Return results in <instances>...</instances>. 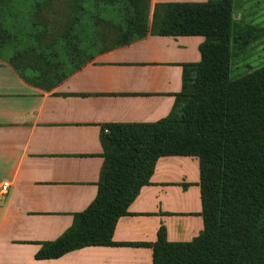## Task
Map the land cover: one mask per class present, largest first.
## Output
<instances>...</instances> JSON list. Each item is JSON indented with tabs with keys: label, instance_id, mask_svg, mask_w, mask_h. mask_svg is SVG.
<instances>
[{
	"label": "trees",
	"instance_id": "trees-1",
	"mask_svg": "<svg viewBox=\"0 0 264 264\" xmlns=\"http://www.w3.org/2000/svg\"><path fill=\"white\" fill-rule=\"evenodd\" d=\"M66 1L62 9L67 15L63 20L60 14V30L51 33L53 41L56 36L71 37L77 25L87 31L91 21L93 32L103 41L109 33L101 27L110 24L103 13L110 7L118 11L123 26V31L113 30L114 42L125 38L118 46L149 33L199 35L204 40L199 44L200 60L183 64L182 88L174 94L168 115L154 122L102 125L103 163L94 200L73 215L62 236L41 242L35 257L55 258L88 245L115 244V224L128 214L140 188L150 184L157 159L175 155L198 159L203 228L190 241L169 242L160 227L156 241L148 244L152 264H264V64L251 68L247 62L258 52L256 43L264 39V26L236 20L233 0L156 3L152 12L150 0ZM17 2L33 25L43 28L36 38L49 35L46 12L56 14L55 0ZM8 4L0 0V57L26 82L41 87L23 72L42 62L36 49L26 48L11 57L4 51V41H18L23 27L19 22L12 34L2 27ZM244 64L249 70L232 76L234 66ZM82 66L41 88L51 89Z\"/></svg>",
	"mask_w": 264,
	"mask_h": 264
},
{
	"label": "crops",
	"instance_id": "crops-1",
	"mask_svg": "<svg viewBox=\"0 0 264 264\" xmlns=\"http://www.w3.org/2000/svg\"><path fill=\"white\" fill-rule=\"evenodd\" d=\"M207 0H150L156 3ZM234 18L264 26V0H233ZM263 17V18H260ZM202 36L147 34L107 50L49 90L26 82L0 57V264H152L164 227L169 242L203 228L199 163L162 156L150 184L118 218L113 245H88L36 258L41 242L72 225L97 194L103 163L100 130L113 122H154L182 88L183 64L200 60ZM136 243V244H129Z\"/></svg>",
	"mask_w": 264,
	"mask_h": 264
},
{
	"label": "rangeland",
	"instance_id": "rangeland-1",
	"mask_svg": "<svg viewBox=\"0 0 264 264\" xmlns=\"http://www.w3.org/2000/svg\"><path fill=\"white\" fill-rule=\"evenodd\" d=\"M18 0H8L9 4L6 6L3 13V25L7 32L11 34L16 32V28L19 27L18 23L21 22L23 24L22 30L17 34L19 40L17 41H9L4 43L6 44L5 50L6 56L11 57L15 54V52L23 51L26 48H34L37 50L39 55L42 58V62L38 65V67H29L23 70L30 78L39 83L41 87H48L53 82L60 80V78H64L66 73L71 72L72 69L77 68L78 66L85 65L91 61H93L97 55L107 51L110 48L123 44L124 39H117L116 42L113 41L115 38V31L113 30H121L123 31V26L121 19L118 16V11L113 7H110L106 14L103 13V18L107 19L110 24L106 26H102L101 30H107L108 36L105 35L103 37V41L98 39L97 34H95L94 28L92 27L93 21L90 22L89 28L87 31H81V27L78 25L75 28L76 32L73 33L71 37H59L56 36L53 41L52 34L56 33L57 30H60V26L58 25L62 19L66 18V11L62 9L64 7L63 3L66 4V0H60L62 4L59 3V0H55V10L57 17L52 19L54 16H51L52 11L48 10L46 14L48 15V27L46 31L50 33L49 35L45 33L43 37L39 40L36 38V34L38 29H43L41 27H37L30 20L27 11L20 10L21 6H18ZM7 2V1H6ZM107 10V9H106ZM65 11V12H63ZM98 16L97 14H95ZM94 17V15H93ZM263 18V17H260ZM84 17H80V21L83 22ZM91 27V28H90ZM96 28H100L98 25ZM258 41L256 43V55L250 56L251 68H256L264 64V39L263 41ZM116 44V45H115ZM104 48V49H103ZM103 49V50H102ZM57 66L58 69L54 71V66ZM236 67V68H235ZM249 70V68L244 64V67L234 66L232 71V76H236L241 73H245V71ZM36 71V72H35ZM59 83V82H58ZM39 87V88H41ZM43 89V88H42Z\"/></svg>",
	"mask_w": 264,
	"mask_h": 264
},
{
	"label": "built area",
	"instance_id": "built-area-1",
	"mask_svg": "<svg viewBox=\"0 0 264 264\" xmlns=\"http://www.w3.org/2000/svg\"><path fill=\"white\" fill-rule=\"evenodd\" d=\"M8 187H9V183L7 181L2 182V184H0V192L6 193Z\"/></svg>",
	"mask_w": 264,
	"mask_h": 264
}]
</instances>
